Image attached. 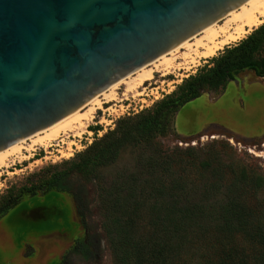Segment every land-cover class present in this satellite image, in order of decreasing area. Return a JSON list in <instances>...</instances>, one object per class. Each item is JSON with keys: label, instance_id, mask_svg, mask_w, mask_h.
<instances>
[{"label": "trees", "instance_id": "obj_1", "mask_svg": "<svg viewBox=\"0 0 264 264\" xmlns=\"http://www.w3.org/2000/svg\"><path fill=\"white\" fill-rule=\"evenodd\" d=\"M263 45L264 20L149 107L116 118L70 158L6 189L0 218L23 196L55 192L70 195L83 221L88 184L96 188L116 264H264V177L239 161L222 162L219 143L164 148L159 141L175 112L203 90L218 88L245 68L264 70V54L255 58ZM127 153L133 166L103 179L102 170ZM143 217L148 222L141 224ZM66 253L86 260L89 245L77 239Z\"/></svg>", "mask_w": 264, "mask_h": 264}, {"label": "water", "instance_id": "obj_2", "mask_svg": "<svg viewBox=\"0 0 264 264\" xmlns=\"http://www.w3.org/2000/svg\"><path fill=\"white\" fill-rule=\"evenodd\" d=\"M249 0H0V154Z\"/></svg>", "mask_w": 264, "mask_h": 264}, {"label": "rangeland", "instance_id": "obj_3", "mask_svg": "<svg viewBox=\"0 0 264 264\" xmlns=\"http://www.w3.org/2000/svg\"><path fill=\"white\" fill-rule=\"evenodd\" d=\"M190 43L193 45V41ZM223 47L207 58L194 56L192 47L178 48L170 57L165 55L173 63L172 67L165 71V66H160V72L143 82L136 90L138 93L127 92L125 83L117 85L114 99H103L99 107L94 106L92 118L82 121L83 128L70 124L49 146L22 152L21 159H12L7 167L0 168V194L9 187L23 185L28 174L70 158L90 143L94 135L100 136L111 129L116 118L149 107ZM263 54L264 45L255 58L259 60ZM183 56L190 59L184 60ZM87 109L82 107L78 113L83 114ZM159 141L164 148L200 149L219 143L215 148L222 162L227 165L239 161V165L245 164L264 177V70L245 68L218 88L203 90L175 112L169 133ZM133 163L131 154H123L116 164L102 170L101 176L110 179L121 170L131 168ZM95 190L86 185L83 221L68 193L23 196L0 218V264H116ZM259 198L264 200V188ZM147 220V217L141 218V224ZM76 239H84L89 245L86 260L66 253Z\"/></svg>", "mask_w": 264, "mask_h": 264}, {"label": "bare ground", "instance_id": "obj_4", "mask_svg": "<svg viewBox=\"0 0 264 264\" xmlns=\"http://www.w3.org/2000/svg\"><path fill=\"white\" fill-rule=\"evenodd\" d=\"M263 18L264 0H249L233 13L224 18L222 21L217 23L215 26L204 30L203 32L196 35L195 38L193 37L192 40L190 39L191 41H187L186 43L182 44L181 46L177 47L167 54L170 57V54H173L178 48L192 47L194 56H196L197 58H207L213 55L215 51L223 47L225 44L242 38L243 35L246 34L249 30L257 27L262 22ZM192 41L193 45L192 43H190ZM187 58H189V56L184 57V60H186ZM150 64V66L147 65V67H143L142 69L131 74V76L129 75L119 80L117 83L100 93L85 105L86 107H88V109L83 114H79L77 111L74 115L63 120L62 122L1 153L0 168L7 167L8 163L12 159H21L23 156L22 152H30L35 147L49 146L50 143L53 142V140L59 137V132L70 124L75 123V125L77 124L75 128H83L85 123H83L82 121L88 122L92 118L94 106H96V108L99 107L101 104V100L103 99H107V101H111L114 99L113 92L117 85L125 83L127 85V92H137L136 90L140 86H142L143 82L149 81L153 78V73L159 71L160 66H165L164 70L166 71L173 65V63H171L170 60H168V57H166L165 55ZM69 130L71 131V129Z\"/></svg>", "mask_w": 264, "mask_h": 264}, {"label": "flooded vegetation", "instance_id": "obj_5", "mask_svg": "<svg viewBox=\"0 0 264 264\" xmlns=\"http://www.w3.org/2000/svg\"><path fill=\"white\" fill-rule=\"evenodd\" d=\"M76 240H77V239H76ZM74 242H75V241H74ZM74 242H73V243H74ZM71 246H73V245H71Z\"/></svg>", "mask_w": 264, "mask_h": 264}]
</instances>
